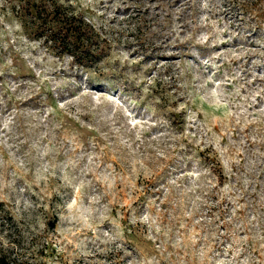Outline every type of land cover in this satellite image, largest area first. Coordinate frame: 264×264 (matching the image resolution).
Here are the masks:
<instances>
[{"label":"rangeland","instance_id":"rangeland-1","mask_svg":"<svg viewBox=\"0 0 264 264\" xmlns=\"http://www.w3.org/2000/svg\"><path fill=\"white\" fill-rule=\"evenodd\" d=\"M57 53L0 0L10 264H264V0H58Z\"/></svg>","mask_w":264,"mask_h":264},{"label":"trees","instance_id":"trees-1","mask_svg":"<svg viewBox=\"0 0 264 264\" xmlns=\"http://www.w3.org/2000/svg\"><path fill=\"white\" fill-rule=\"evenodd\" d=\"M18 8L36 34L57 53H68L74 61H95L105 50L93 25L58 0H17ZM0 264H10L0 253Z\"/></svg>","mask_w":264,"mask_h":264}]
</instances>
